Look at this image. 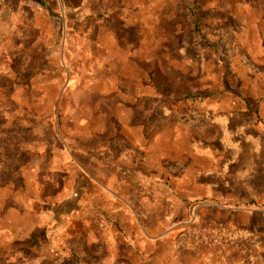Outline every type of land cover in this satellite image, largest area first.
Segmentation results:
<instances>
[{"label":"rangeland","instance_id":"1","mask_svg":"<svg viewBox=\"0 0 264 264\" xmlns=\"http://www.w3.org/2000/svg\"><path fill=\"white\" fill-rule=\"evenodd\" d=\"M36 1L0 0V215L67 208L61 264H264V0H141L132 58L101 68ZM38 140L98 162L22 179Z\"/></svg>","mask_w":264,"mask_h":264},{"label":"crops","instance_id":"2","mask_svg":"<svg viewBox=\"0 0 264 264\" xmlns=\"http://www.w3.org/2000/svg\"><path fill=\"white\" fill-rule=\"evenodd\" d=\"M36 2L39 14L43 19H47L48 22L50 19L53 22H59L58 32L63 33L62 30L66 21L68 28L70 26L73 28L68 30V33L77 39L78 45L73 52L79 54V57L84 59V62H88L91 67L95 65L101 68L109 60L117 61L115 55L119 52L125 54L124 60L132 58L126 54L134 51L133 40L134 37H137L135 34H138L139 28L134 29L133 22L140 21L139 5L141 0H121L122 5L119 4L120 0H37ZM120 6H123V9H120ZM95 12L102 13L107 18L105 23L101 18L98 22L96 17L95 19L91 17L92 15L96 16L94 15ZM129 12H134V14H129ZM89 14L91 16H87ZM87 17L89 18L87 19ZM90 23H92L91 29L88 28ZM62 61L64 62L65 58ZM104 81V79H100L97 85H102ZM70 83L71 77L69 76L64 84L70 85ZM112 83L121 87V82L117 79L116 81L113 80ZM90 85L92 87V81ZM99 89L96 90V93L100 95L102 92ZM91 91L94 90L88 89V92ZM148 100L152 101L154 106L156 105L157 98L155 95L149 97ZM92 131L96 132L93 128ZM87 134H92L91 130ZM44 144V141L39 140L22 143V156L26 158L20 163L31 167L30 169L25 168L26 170L29 169L27 172H21L22 179L28 180L32 177L37 181L40 174L46 173V168L52 172H57V164L61 163L66 169L83 170L84 163H81L80 158H77V154L82 155L81 160H86L92 165L98 162V158L92 155L91 148L78 146L73 140L67 146H61L60 143L52 144L50 156H47ZM84 154L87 158L83 156ZM20 170L23 171V168ZM25 197V200H21V204H17L16 200H13L12 205L6 209L7 211L0 215V225H2L0 231L6 244V251L0 255V264H61V261L65 259L70 262V260L78 258L77 252L74 251H70L68 254L62 253L57 242L58 236L61 235V218L62 216L66 218L67 208L62 214L61 207L50 206L47 203L50 196L43 195L42 192ZM70 203H75L74 198L70 199ZM56 217L58 221L56 220L55 223ZM45 225L48 227V233L45 231ZM30 228L40 231L41 234L38 237L39 240L35 239L36 241L31 243L32 246L28 247L29 240L33 239V234L29 232Z\"/></svg>","mask_w":264,"mask_h":264}]
</instances>
